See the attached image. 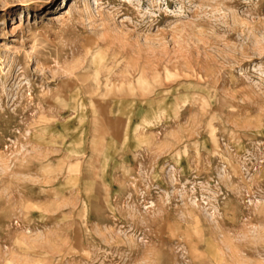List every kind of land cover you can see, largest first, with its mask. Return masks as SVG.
Instances as JSON below:
<instances>
[{
    "label": "rangeland",
    "instance_id": "rangeland-1",
    "mask_svg": "<svg viewBox=\"0 0 264 264\" xmlns=\"http://www.w3.org/2000/svg\"><path fill=\"white\" fill-rule=\"evenodd\" d=\"M0 264H264V0H0Z\"/></svg>",
    "mask_w": 264,
    "mask_h": 264
}]
</instances>
